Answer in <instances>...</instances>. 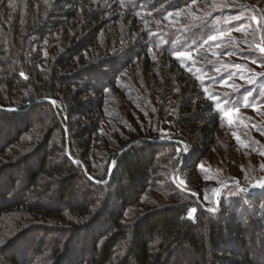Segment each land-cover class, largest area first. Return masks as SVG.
Here are the masks:
<instances>
[{"label": "trees", "instance_id": "trees-1", "mask_svg": "<svg viewBox=\"0 0 264 264\" xmlns=\"http://www.w3.org/2000/svg\"><path fill=\"white\" fill-rule=\"evenodd\" d=\"M205 1L0 0V118L15 115V122L3 119L9 122L3 124L1 120L0 134L6 135H0V219L11 211H26L32 217L59 223L64 233L71 231L72 239L61 236L53 246L55 260L51 264L88 260L91 264H185L172 257L187 251L189 264H264V206L260 219L246 221L239 214L241 205L221 202L220 211H209L196 206V197L178 187L202 196L198 162L213 145L221 116L212 101L198 96L199 80L187 75L183 60L175 57L177 52L190 50V44L177 43L176 37L205 24L199 23L204 20L174 32L160 28L175 17L174 12L191 2ZM53 34L58 35V44L53 52H46L45 38ZM36 37L38 45L30 42ZM135 61L143 63L146 72L154 63L160 67V74L168 72L164 95L178 100L172 117L174 135L167 144L175 155L171 164L176 167L182 162L178 141L197 142L180 166V171L195 176L197 182L187 179L183 185L164 181L159 160L162 147L155 142L156 131L132 125L130 115L125 122L120 117L114 132L113 150L117 151L110 179L107 169L90 167L88 158L108 102L105 90L112 89L121 70ZM21 69L27 71L26 76ZM96 81L100 85H95ZM157 85L162 87L160 82ZM154 88L150 87V94ZM69 95L78 104L66 109V117L50 101H41H63ZM162 102L159 112L168 101ZM39 109L46 115L48 126L39 137V150L32 154L34 162L21 156V167H16L18 162L10 166L22 153L16 146L25 131L16 125L21 122L29 126L28 114L36 115ZM63 124L67 131H63ZM49 126L59 131V144L52 142ZM20 173L24 183L14 192ZM56 179L59 186L53 191L50 182ZM81 182L109 193L101 202L95 197H78ZM229 188L239 187L230 185L224 190ZM147 190L159 193L145 198ZM48 194L52 201L39 200ZM30 197L35 198L33 205H29ZM253 197L256 203H264L261 195ZM137 205L141 208L136 209L135 221L129 225L123 211ZM194 205L197 211L192 219L187 213ZM100 217L104 222L96 227ZM93 219L94 224H85ZM20 222L13 235L31 229ZM79 238L89 242L87 249L75 247ZM31 240L26 245L17 246L13 241L0 247V264H28L30 250L38 243L35 235ZM123 250L128 251L129 259L121 258Z\"/></svg>", "mask_w": 264, "mask_h": 264}, {"label": "rangeland", "instance_id": "rangeland-1", "mask_svg": "<svg viewBox=\"0 0 264 264\" xmlns=\"http://www.w3.org/2000/svg\"><path fill=\"white\" fill-rule=\"evenodd\" d=\"M173 15L175 17L165 26H161V30L174 32L189 25H195L200 20H204L200 21V24L205 22V24L196 26L195 29L176 37L177 43L184 41L187 42L186 45L190 44V50L184 51L188 53L187 58L175 57L183 60V69L186 74L188 73L199 80V83L196 82L198 96L206 98L209 102L212 101L214 108L220 111L221 116V123L214 143L198 162L200 180L203 186L199 190L202 198L199 193L195 192L198 195L197 200L195 199V205L201 207L203 204L207 208L215 209L213 212L220 211L221 202L241 205L239 214L243 215L246 221L260 219L264 203L263 201L261 204L256 203L252 197L261 195L264 199V188L250 197L248 193L239 188L226 189L222 193V200L219 201L217 207L215 206V190L224 181H235L244 188L252 189H259L262 187L260 185H264V53L260 51V48H264V0L191 2L183 9L174 12ZM75 22L71 26H74ZM56 35L53 34L49 38H45L44 51L53 52L55 44L57 45L59 41L58 35ZM212 36H216L217 39L212 40ZM38 40L36 37L30 39V42L33 41L37 44ZM33 42L31 44L34 46L38 45ZM150 50L153 49L150 48ZM160 71V67L154 63L146 72L143 63L140 64L135 61L134 64L121 70L112 89L105 90L108 95V102L100 132L94 141L92 153L88 158L90 167L99 171L107 169L109 172L110 166L115 160L113 155L117 151L113 150L115 145L114 132L117 130L119 119L121 117L123 118L121 121L125 122L127 117H132L134 119L132 125L149 128L157 133L155 142L162 147L159 153L162 179L167 180V182L177 181L183 185L187 179L197 182L195 176L189 177L187 171H180L181 163L190 156L191 147L197 142H193L192 139H190L191 142L183 141L185 148L182 146L178 148V151L182 153V159L180 158L182 162L176 167L171 164L175 155L173 150L167 147V144L173 139V129L176 125L172 122V117L176 111L178 100L175 97L167 98L164 95L167 89L166 75L168 72L160 74ZM21 74L26 76L27 71L21 69ZM196 79L194 80L196 81ZM173 80L177 81L175 76ZM250 80L251 83H249ZM157 81L162 84L161 88L158 87ZM95 85H100V83L96 81ZM150 87H157L154 88L152 94H150ZM85 97L83 96L81 99ZM71 99L72 97L69 95L62 99L63 101H55V108L59 109L65 117L68 115L67 113L64 115L66 109L78 104L72 102ZM162 100L168 102L159 112L160 105H164ZM7 109L18 110L16 107ZM35 114H28L29 126L24 127L25 124L21 122L16 125L20 127L21 131H25L19 138L20 143L16 146L22 150V153L18 160H12L10 166L18 162L16 167H21V156L27 157L33 162L35 160V155L32 154L39 150V137L43 135V128L48 124L44 112L41 113L39 109ZM39 114L41 116L38 119L36 116ZM3 119L15 122V115L10 114ZM3 119L0 118V127L9 123L8 120ZM1 120H3V124ZM67 122L70 123L69 117ZM52 127H48L51 129L49 131L52 134V142L59 144V131ZM63 128V131L68 130L65 124H63ZM0 135L3 136L6 133ZM196 140L197 138L194 139V141ZM120 151L122 150H119L118 153ZM19 177L20 179L14 186V192L24 183L23 173H20ZM90 179L93 178L90 177ZM50 183L53 186V191L59 186L57 179L51 180ZM160 183L163 185L162 182ZM13 191L9 194L10 197L14 195ZM77 193L78 197H84V199H87L88 196L95 197L94 200L101 202L102 198L109 192L97 190L81 182ZM155 193L158 195L159 192L147 190L145 198L151 197ZM39 200L47 203L53 198L51 194H48L40 197ZM34 202L35 198L30 197L29 205H33ZM55 205H58V201L55 202ZM195 205L191 206L188 212L190 209L196 208ZM137 208L141 207L138 205L127 207L123 211L124 219L129 225L135 221ZM28 214L26 211L15 210L6 213L0 219V247L2 249L5 246H10L13 241L17 246L21 243L26 245L27 241L31 242L32 236L35 235L38 243L30 250L28 264H51L55 260L52 259L55 243L62 240L61 236L69 240L74 234L71 231H68L69 233L60 231L61 229L58 228L60 225L55 221H43ZM195 215L196 212L192 219ZM94 220L96 219L88 220L85 224H94L95 222H92ZM20 221H23L24 225L30 226L31 229L22 230L13 235L14 228L21 223ZM96 221V227H101L104 222L101 217ZM246 225L250 224L246 222ZM22 241H26V243ZM76 246L79 250H85L89 247V242L79 238L76 239ZM125 251L123 250L121 258L127 260L129 253ZM189 254L188 251L182 253V256L176 253L172 259L189 264ZM84 258L88 257L85 256ZM82 264L91 263L88 260ZM120 264H124L123 261Z\"/></svg>", "mask_w": 264, "mask_h": 264}, {"label": "water", "instance_id": "water-1", "mask_svg": "<svg viewBox=\"0 0 264 264\" xmlns=\"http://www.w3.org/2000/svg\"><path fill=\"white\" fill-rule=\"evenodd\" d=\"M41 101H50V102L52 103L53 106L56 105L55 101L52 100V99H42ZM178 142L181 143V145H182L183 148H185V145H184L183 142H181V141H178ZM125 149H126V148H125ZM125 149H123V150H125ZM123 150H122V151H123ZM122 151H120L119 154L122 153ZM73 160H74L75 162H79L77 159H73ZM114 166H115V160L113 161V163H112L111 166H110V169H109V172H108L107 180L110 179V177H111V175H112V171H113V169H114ZM91 180L96 181V180H94V179H91ZM96 182H97V181H96ZM175 183H176V182H175ZM177 185H178V184H177ZM230 185H235V186L239 187L241 190H244V191H246V192L249 193V194H254V193H256L257 191H260V190H262V189L264 188V186L260 187L259 189L244 188L243 186H241L239 183H237V182H235V181H224V182H222V183L216 188V190H215V206H216V207L218 206V203H219V201H220L222 191L224 190L225 187L230 186ZM178 187H179L181 190L187 192L188 194H191V195L195 196L196 198H198V195H197L196 193H194V192H192V191H190V190L184 189L183 187H181V186H179V185H178ZM201 205H202L206 210H209V211H210L211 208H207V207L204 206L203 204H201ZM211 210L214 211L215 209H211Z\"/></svg>", "mask_w": 264, "mask_h": 264}, {"label": "snow or ice", "instance_id": "snow-or-ice-1", "mask_svg": "<svg viewBox=\"0 0 264 264\" xmlns=\"http://www.w3.org/2000/svg\"><path fill=\"white\" fill-rule=\"evenodd\" d=\"M211 39H212V40H216L217 37H216V36H212ZM260 51H261L262 53H264V48H260ZM176 56H177V57H185V58H187V57H188V53H186V52H177V53H176ZM237 67H239V65H237ZM251 82H252V81L250 80L249 83H251ZM182 183H183V182H182ZM260 186H264V185H260ZM241 191H243V190H241ZM196 211H197L196 208H192V209H190V211L188 212V217H189V218H192V217H193V214H194ZM210 211H212V210L210 209Z\"/></svg>", "mask_w": 264, "mask_h": 264}]
</instances>
